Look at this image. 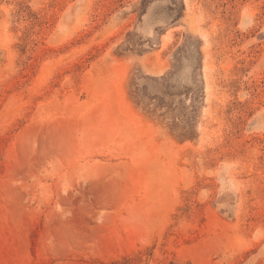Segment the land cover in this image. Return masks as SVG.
<instances>
[{
  "label": "rangeland",
  "instance_id": "374dc122",
  "mask_svg": "<svg viewBox=\"0 0 264 264\" xmlns=\"http://www.w3.org/2000/svg\"><path fill=\"white\" fill-rule=\"evenodd\" d=\"M0 264H264V0H0Z\"/></svg>",
  "mask_w": 264,
  "mask_h": 264
}]
</instances>
